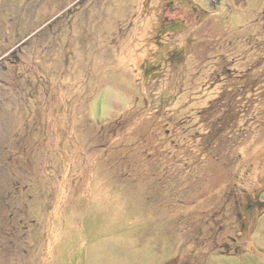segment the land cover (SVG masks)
I'll return each instance as SVG.
<instances>
[{"label": "rangeland", "instance_id": "1", "mask_svg": "<svg viewBox=\"0 0 264 264\" xmlns=\"http://www.w3.org/2000/svg\"><path fill=\"white\" fill-rule=\"evenodd\" d=\"M169 1L0 0V264H264V0Z\"/></svg>", "mask_w": 264, "mask_h": 264}, {"label": "flooded vegetation", "instance_id": "2", "mask_svg": "<svg viewBox=\"0 0 264 264\" xmlns=\"http://www.w3.org/2000/svg\"><path fill=\"white\" fill-rule=\"evenodd\" d=\"M169 3H170L169 6H171V10L176 14V17H175V15L174 16L173 15L168 16L167 14H165L163 16V19L166 21V22H164V24H168V27H170V28H175V27H178L180 24H182V22H181L182 20L180 21L179 17L182 16V12H184L186 5H189V4L187 1H184V0H170ZM189 6H191V5H189ZM194 10L197 11L198 9L196 7H194ZM254 206H255V204L251 205V207H254Z\"/></svg>", "mask_w": 264, "mask_h": 264}, {"label": "trees", "instance_id": "3", "mask_svg": "<svg viewBox=\"0 0 264 264\" xmlns=\"http://www.w3.org/2000/svg\"><path fill=\"white\" fill-rule=\"evenodd\" d=\"M184 1H187L188 4H192V1H190V0H184ZM180 25H181V24H180ZM180 25H179V26H180ZM179 26H178V27H179Z\"/></svg>", "mask_w": 264, "mask_h": 264}]
</instances>
